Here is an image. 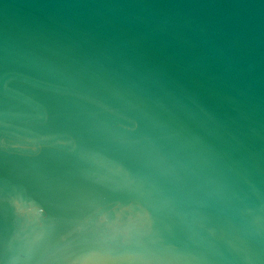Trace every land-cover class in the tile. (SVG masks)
I'll return each mask as SVG.
<instances>
[{"label": "clouds", "instance_id": "clouds-1", "mask_svg": "<svg viewBox=\"0 0 264 264\" xmlns=\"http://www.w3.org/2000/svg\"><path fill=\"white\" fill-rule=\"evenodd\" d=\"M0 264H264V0H0Z\"/></svg>", "mask_w": 264, "mask_h": 264}]
</instances>
